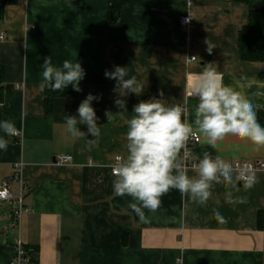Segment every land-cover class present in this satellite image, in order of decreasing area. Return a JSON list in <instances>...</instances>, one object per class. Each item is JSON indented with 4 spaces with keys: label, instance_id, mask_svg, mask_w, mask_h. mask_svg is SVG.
Masks as SVG:
<instances>
[{
    "label": "crops",
    "instance_id": "1",
    "mask_svg": "<svg viewBox=\"0 0 264 264\" xmlns=\"http://www.w3.org/2000/svg\"><path fill=\"white\" fill-rule=\"evenodd\" d=\"M7 0L0 22V63L6 69L0 121H13L18 136L0 150V186L22 165L29 210L14 227L13 205L0 201V264H11L20 239L28 264H264V172L251 189L238 182L232 189L242 203H225L226 189L213 185L212 197L198 206L173 189L162 197L157 212L145 209L146 222L129 208L131 197L113 193V176L106 165L126 153V121L134 105L152 97L182 104L194 118L195 98L186 95L203 66L214 63L225 85L241 91L264 113V63L244 62L238 41L252 10H264V0H202L194 9V25L184 30L188 13L183 0ZM115 10L119 19L109 22ZM206 40L215 48L207 52ZM50 56L53 65L77 59L85 70L82 91L56 98L47 111L41 91V65ZM192 57L197 58L191 62ZM132 69L145 83L144 92L119 97L116 81L105 77L114 66ZM127 78V77H126ZM91 93L98 146L89 148L87 125L78 127L86 138L67 131L64 116L78 117V106ZM126 100L127 112L114 103ZM106 112L113 113L111 122ZM201 138V137H200ZM226 162L262 161L246 141L229 136L213 149L204 143L193 150ZM71 155L72 165L56 158ZM189 176H195L188 169ZM18 184L12 191L17 193ZM11 206L9 209L8 207ZM218 209L223 220L213 218Z\"/></svg>",
    "mask_w": 264,
    "mask_h": 264
},
{
    "label": "clouds",
    "instance_id": "2",
    "mask_svg": "<svg viewBox=\"0 0 264 264\" xmlns=\"http://www.w3.org/2000/svg\"><path fill=\"white\" fill-rule=\"evenodd\" d=\"M65 3L71 7L70 0ZM207 52L212 53L215 46L206 40ZM41 91L50 89L53 92H63L69 85L80 92V81L85 76V70L77 59L65 60L62 65L55 66L50 56L44 58L41 65ZM132 69L114 66L113 71L105 70V77L115 80L114 92L119 97L129 93L141 95L145 83L136 75L129 76ZM127 77V78H126ZM186 95L195 98L197 104L194 118L189 121L187 109L182 104H168L162 99L152 97L141 100L133 107V114L126 121L127 132L126 153L118 155L113 163L106 165L113 176V193L117 197H131L129 208L146 222L145 209L155 213L161 206L162 197L171 190H177L182 197H187L192 203L204 206L212 197L213 185H222L225 191V203L235 205L243 202V197L234 196L232 189L242 182L245 189H251L256 183V175L250 164L234 166L221 156L215 158L205 151L197 163L192 164L195 176L188 175L186 161L189 157L188 142L199 134L204 143L213 149L219 142L232 136L250 142L258 151L264 148V126L257 119L256 106L241 91L231 85H225L223 74L217 71L214 63L203 66L191 82ZM114 100L115 105L127 112L126 100ZM101 97L89 93L78 106L76 116H64L68 133L75 139L86 138L90 134L94 139H87L89 148L98 146L101 135L99 119L92 107L93 100L99 102ZM111 122L113 113L106 112ZM87 125V134L78 125ZM0 130L5 136L19 134L15 123L10 120L0 121ZM9 141L0 136V150L7 151ZM183 153V154H182ZM213 218L223 220L218 209L212 210Z\"/></svg>",
    "mask_w": 264,
    "mask_h": 264
},
{
    "label": "built area",
    "instance_id": "3",
    "mask_svg": "<svg viewBox=\"0 0 264 264\" xmlns=\"http://www.w3.org/2000/svg\"><path fill=\"white\" fill-rule=\"evenodd\" d=\"M188 5V13L181 19V26L184 30H191L192 26L194 25V13L193 9L195 5L202 1V0H183ZM22 2V0H21ZM197 58L192 57L190 59L191 62L196 61ZM19 135V134H18ZM16 135V136H18ZM201 142V138L199 134L194 135L190 138L188 142V152L189 157L186 161L188 169H192V164L197 163L198 161L193 157V150L197 147ZM183 154V153H182ZM56 163L59 165H72L73 164V157L71 155H60L56 158ZM234 166H243L244 164H250L255 172L256 180L258 174L262 171L264 172V162L262 161H234L229 162ZM22 165L17 166V171L14 176L4 180L0 186V201L9 203L14 207V227H18L20 225L21 219L25 214L29 212V210L25 206V194L27 191V185L24 181L22 175ZM14 184H18L19 190L17 193L12 191V187ZM30 262L28 253L19 239L15 245V258L11 262V264H28Z\"/></svg>",
    "mask_w": 264,
    "mask_h": 264
},
{
    "label": "trees",
    "instance_id": "4",
    "mask_svg": "<svg viewBox=\"0 0 264 264\" xmlns=\"http://www.w3.org/2000/svg\"><path fill=\"white\" fill-rule=\"evenodd\" d=\"M7 0H0V22L4 20ZM115 10L109 13V22L115 23L119 15ZM239 57L244 62L264 63V10H252L249 15L248 25L241 31L238 41ZM6 81L5 66L0 63V103L3 101V87ZM74 89L68 86L62 93L45 89L47 111L51 112L52 103L56 98H67ZM258 122L264 126V113L261 112ZM28 251V250H27Z\"/></svg>",
    "mask_w": 264,
    "mask_h": 264
},
{
    "label": "rangeland",
    "instance_id": "5",
    "mask_svg": "<svg viewBox=\"0 0 264 264\" xmlns=\"http://www.w3.org/2000/svg\"><path fill=\"white\" fill-rule=\"evenodd\" d=\"M9 209L11 208V206L8 207Z\"/></svg>",
    "mask_w": 264,
    "mask_h": 264
}]
</instances>
